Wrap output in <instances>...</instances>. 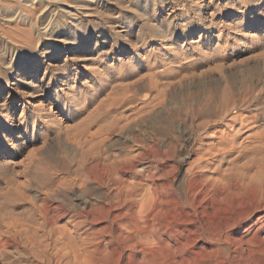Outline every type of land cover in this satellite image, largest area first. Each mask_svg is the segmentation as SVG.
Listing matches in <instances>:
<instances>
[{"label": "rangeland", "instance_id": "obj_1", "mask_svg": "<svg viewBox=\"0 0 264 264\" xmlns=\"http://www.w3.org/2000/svg\"><path fill=\"white\" fill-rule=\"evenodd\" d=\"M118 117L132 122L99 141ZM242 124L235 146H216ZM97 144L101 156L153 149L168 196L201 170L225 189L123 257L94 236L100 221L87 225L85 245L106 249L98 264H264V0H0V264H63L10 232L48 216L82 238L77 213L101 201L79 181Z\"/></svg>", "mask_w": 264, "mask_h": 264}, {"label": "bare ground", "instance_id": "obj_2", "mask_svg": "<svg viewBox=\"0 0 264 264\" xmlns=\"http://www.w3.org/2000/svg\"><path fill=\"white\" fill-rule=\"evenodd\" d=\"M223 101L222 102L219 101V102L223 103ZM226 101H230V100H226ZM226 101L224 104L225 106L220 103L222 105V108L226 107ZM215 103L217 102L215 101ZM228 103L229 102H227V104ZM213 105L215 104L213 103ZM140 107H138L139 111H140ZM153 107H151V109ZM211 108L213 109V106ZM219 108L222 109L221 106ZM135 110L136 108L134 109V111ZM219 112L220 111H218V113ZM150 113L154 114V112H151V110ZM131 114L134 113L131 112ZM131 114L129 113V115ZM213 114L215 115V113ZM145 117L148 118L150 116H145ZM235 117H237V115L232 117L233 120L235 119ZM127 118L129 117H125L124 122H122L124 117L121 118L118 117L117 119L110 121L108 125L102 126L98 124V127H96V134L99 135L98 137L99 141L101 140V138H103L102 141H105L107 133L111 132V130L121 131L124 126L129 124V122H132L131 120L128 122ZM131 118L132 117H130V119ZM238 118L239 116L237 117V119ZM214 119L213 121H215ZM144 120H146V118ZM219 121H221V119ZM136 122L138 123V121ZM136 122L134 124H137ZM215 122L217 123V121ZM202 123L204 124V121ZM202 123L200 125H202ZM153 125H155V123H153ZM243 127L245 126L242 124L239 129L235 130V129H231L232 126L231 127L229 126L231 131L226 134H224V132L221 131L222 134H220V136H217L216 146H220V144L222 145L226 143L228 146L226 145L227 147L226 146L225 147L231 149L229 145L232 144L234 145V141L240 137V131ZM95 137L96 136L93 137V135L91 136V140H92L91 145H93L94 139L97 138ZM103 143L106 142H102V144ZM98 147L100 148V146ZM101 148L99 149V154ZM94 150H98V149H94ZM228 150L229 149H227V151ZM99 154L95 153L94 151V155L92 157L93 163L90 164L88 167L83 168L84 173L82 174V178H79L80 184H86V183L89 185L97 184L99 187L98 192L100 193L101 196L100 197L101 201L99 203L94 204L91 207V209L77 213V215L82 217V220L76 222L75 225H73V232L76 233L77 232L76 230H79V228L86 227L83 233H81L83 234L82 238H80L79 236L77 238L75 235L71 236L70 234H66V232L52 225L53 222L52 217L46 216L45 219H43L44 223L42 222V224L36 221L34 222V220L31 219L30 222L24 225L23 227L16 230L12 229L10 233L15 243L21 244L23 247L34 253L36 256L38 257L42 256V258L44 254H47L46 248L51 247L54 249L53 250L54 256H52L51 254L49 255L55 257L56 258L55 262L57 263L68 264L69 262L68 258H71L72 261H74L75 263L98 264L99 261L103 258L106 249H104V247L94 249V248H90L88 245H85L86 243L93 241L95 235L107 237L108 240L105 242V244L107 246H113L111 248V253L115 252L116 254H118L119 257H123L125 256L126 251L135 249L137 246L141 245V243L148 241L151 238L150 230L154 226L164 224V225H171L172 227L176 228L180 224L188 222V215L192 213L194 214L197 208L202 207L203 209H206L205 205L202 204V201L206 199L208 193L213 192L216 194V196L225 193V189H221L220 187L219 188L217 187L216 189V186L218 184L215 186L216 191L214 190L215 192L214 191L211 192V190L214 189V183L213 182L205 183L207 179H205L206 180L205 181L202 178V173L200 174V172L202 171L201 170L199 171V174L194 172L193 177L191 178L190 181L187 180L188 182L186 183L180 197H178L177 195H176L177 197L168 196L167 193L165 192L166 191L165 185L163 183L157 182V180H160L163 177L162 174L158 173V165L153 163L157 161L159 157V154L155 152L153 149H149L147 151H141L140 149L131 150V151L127 150L121 155H113V156H111L112 155L111 153H110L111 155L106 154L102 156L101 154L100 155ZM6 155L8 157H11L14 155V152L11 149H9ZM6 158L7 157H5V159ZM200 158L201 160H203L202 157H198L196 160H200ZM194 171L196 170L194 169ZM210 179L211 178L209 177L208 180ZM225 180L227 181L229 179L225 177ZM232 180L234 181V179ZM236 183L231 182L230 185H232V187L231 186L230 187L236 190V188L238 187ZM163 215H166V217H163ZM99 221L102 224V227L94 233V236H92L93 231L90 232V228H91L90 226H92V224ZM87 225H89L90 228L87 227ZM39 229L42 230V234L38 233ZM95 242L96 244H99L100 240L96 239ZM7 243H8V239L3 240L2 242L0 240V246H4ZM80 244H84V245H80ZM102 252L104 253L102 254ZM96 254H98V256ZM44 260H46V258H44Z\"/></svg>", "mask_w": 264, "mask_h": 264}]
</instances>
